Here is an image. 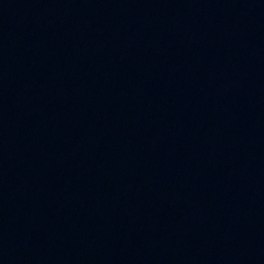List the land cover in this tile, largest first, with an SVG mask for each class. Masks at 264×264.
Returning a JSON list of instances; mask_svg holds the SVG:
<instances>
[{"label":"water","instance_id":"1","mask_svg":"<svg viewBox=\"0 0 264 264\" xmlns=\"http://www.w3.org/2000/svg\"><path fill=\"white\" fill-rule=\"evenodd\" d=\"M233 159L264 203V0H150Z\"/></svg>","mask_w":264,"mask_h":264}]
</instances>
